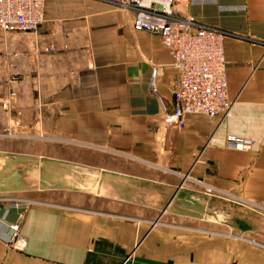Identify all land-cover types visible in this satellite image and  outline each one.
<instances>
[{
  "label": "crops",
  "instance_id": "0c3cea01",
  "mask_svg": "<svg viewBox=\"0 0 264 264\" xmlns=\"http://www.w3.org/2000/svg\"><path fill=\"white\" fill-rule=\"evenodd\" d=\"M126 2L46 0L37 32L0 34V134L27 135L0 136V264H264V0H175L179 18L225 33L233 102L183 129L150 90L156 69L171 106L172 56ZM19 199L31 205L9 207Z\"/></svg>",
  "mask_w": 264,
  "mask_h": 264
},
{
  "label": "built area",
  "instance_id": "2783aa9c",
  "mask_svg": "<svg viewBox=\"0 0 264 264\" xmlns=\"http://www.w3.org/2000/svg\"><path fill=\"white\" fill-rule=\"evenodd\" d=\"M175 0H127L125 6L133 14V28L160 37L169 50L178 80L173 86V100L166 105L156 90L157 70L154 69L150 90L160 98L164 112V122L183 129L186 117L203 115L214 120L230 115L233 102L229 96L227 61L225 54L226 35L212 28L197 26L191 20L177 16L173 9ZM198 4L215 3L216 0H191ZM46 0H0V34L34 33L45 23ZM7 131L0 136L27 137L20 131ZM15 127V128H16ZM228 145L236 150L249 151L251 140L230 137ZM198 192L205 196L223 200L231 204L262 211L229 192L218 190L206 180H195ZM28 200H11L10 208L27 209ZM11 241L19 243V224L11 225ZM19 247V245H15Z\"/></svg>",
  "mask_w": 264,
  "mask_h": 264
},
{
  "label": "rangeland",
  "instance_id": "374dc122",
  "mask_svg": "<svg viewBox=\"0 0 264 264\" xmlns=\"http://www.w3.org/2000/svg\"><path fill=\"white\" fill-rule=\"evenodd\" d=\"M253 242H255V241H253Z\"/></svg>",
  "mask_w": 264,
  "mask_h": 264
}]
</instances>
